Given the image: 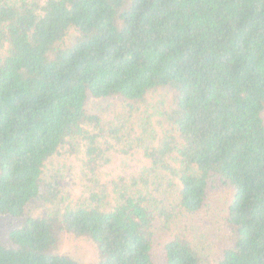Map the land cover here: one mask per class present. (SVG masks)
I'll return each instance as SVG.
<instances>
[{
  "label": "trees",
  "instance_id": "trees-1",
  "mask_svg": "<svg viewBox=\"0 0 264 264\" xmlns=\"http://www.w3.org/2000/svg\"><path fill=\"white\" fill-rule=\"evenodd\" d=\"M157 89L171 94L174 132L143 153L178 177L177 208L199 211L215 182L231 190L209 264H264V0H0V216L22 219L0 241V264H85L57 251L60 231L94 242L98 264H154V219L173 215L135 179L113 182L109 209L105 190L46 217L25 208L55 201L43 169L71 140L87 142L95 169L88 95L132 110ZM162 249L165 264H204L185 236Z\"/></svg>",
  "mask_w": 264,
  "mask_h": 264
},
{
  "label": "rangeland",
  "instance_id": "rangeland-1",
  "mask_svg": "<svg viewBox=\"0 0 264 264\" xmlns=\"http://www.w3.org/2000/svg\"><path fill=\"white\" fill-rule=\"evenodd\" d=\"M77 34L74 28H70L59 45L71 43ZM170 97L167 89L153 90L146 94L145 102L137 103L130 110L120 99L88 95L85 110L100 120L97 126L87 125L89 132L96 135L95 169L86 164L88 144L85 140L75 138L71 144L63 145L43 169L45 180L57 182L55 201L31 200L25 208V214L46 217L49 213L61 212L67 207L86 204L91 193L103 190L106 197L102 206L109 209L116 202L113 182L121 179L130 184L135 179L138 186H146V197L153 207L164 206L167 208L166 213L173 215L169 222L162 218L164 215L154 219L151 249L154 264H165L162 248L173 235L185 236L197 249L203 263H212L217 255V246L226 233L224 217L231 190L221 183L210 184L201 209L186 214L177 208L180 187L178 177L162 167L152 166L150 159L143 153L145 147L159 146L165 137L174 132L165 117ZM262 116L264 118V111ZM168 163L174 169L179 168L175 153L169 157ZM21 221V218L9 215L0 216V241H7L8 232L19 226ZM57 251L85 264L99 263L95 243L85 236L60 231Z\"/></svg>",
  "mask_w": 264,
  "mask_h": 264
}]
</instances>
